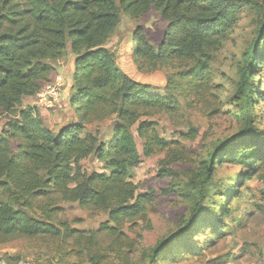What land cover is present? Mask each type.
I'll return each mask as SVG.
<instances>
[{"label":"trees","instance_id":"16d2710c","mask_svg":"<svg viewBox=\"0 0 264 264\" xmlns=\"http://www.w3.org/2000/svg\"><path fill=\"white\" fill-rule=\"evenodd\" d=\"M149 9L158 11L167 27L158 45L139 29L134 38V56L162 63L192 59L194 65L188 75L199 80L207 70L215 42L236 25L245 9L253 14L255 41L244 54L236 91L242 104V127L217 146V156L214 152L203 162L204 176L195 185L176 182V173L171 169L163 171V176L172 177L166 191L179 192L194 206L179 230L151 250V264L174 261L178 259L177 251H202L221 232L224 217L230 212L228 207L220 208L221 217L193 231L191 237L199 233L196 244L181 247L193 223L206 218L202 203L212 194L208 182L216 162L221 157L226 160L225 156L248 167L264 161V131L252 119L256 114L255 98H263L254 78L258 64L264 63V0H0V109L9 115L18 113L0 130L1 237L80 238L85 242L79 246L80 251L87 250L90 264H103L107 258V253L93 251L102 234L113 240L112 251L118 252L125 244L121 222L143 211L142 198L135 204L121 199L124 188L120 185L141 163L132 131L138 109L170 110L175 102L127 75L103 42L128 14ZM69 46L77 55L74 93L69 103L79 119L56 132L45 123L38 108L16 110L24 96L39 92L41 79L54 68L52 61L64 56ZM100 112L118 114L108 141H97L95 134L86 132V124ZM136 127L140 135L149 136V121ZM12 139L20 141L16 149ZM155 140L158 145L166 144L159 138ZM151 146L146 143V156ZM92 154L104 163L107 172L93 173L83 168V161ZM248 177L250 174H243V180ZM3 191L10 193L18 206L2 200ZM61 200L79 201L86 208H104L114 224L106 221L98 230L90 231L89 237L63 222L59 226L54 218ZM167 253L172 256L167 257Z\"/></svg>","mask_w":264,"mask_h":264},{"label":"rangeland","instance_id":"374dc122","mask_svg":"<svg viewBox=\"0 0 264 264\" xmlns=\"http://www.w3.org/2000/svg\"><path fill=\"white\" fill-rule=\"evenodd\" d=\"M252 19L253 14L245 9L236 25L215 42L202 80L188 75L194 65L192 59H170L162 63L146 62L134 56V38L139 29L144 30L148 40L155 45L163 39L167 22L154 9L137 15L128 14L105 38L103 47L114 53L118 66L133 80L151 86L154 93L171 98L175 108L138 109L135 127L142 121H149L148 137L152 141L133 127L141 163L120 185L124 188L121 199L135 204L142 198L143 211L121 222L125 244L118 252L110 250L113 240L109 236H100L93 251L108 254L103 264H151V250L160 240L177 232L183 219H189L194 204L179 192L166 191L172 177L163 176V171L171 169L176 173L173 175L176 182L195 185L204 176L203 162L214 152L217 156L216 153L220 152L217 146L240 131L242 104L236 91L244 54L255 41ZM76 58L69 46L64 56L52 61L54 68L41 79L39 92L24 96L16 111L38 108L45 123L56 132L65 124L77 122L78 115L69 103L74 93ZM254 79L260 85L259 92L263 98H255L256 114L252 119L264 131V63L258 64ZM50 88L57 89L59 94L56 97L48 95L44 99ZM17 116V112L9 115L0 109V130ZM117 122V113L100 112L86 124V132L95 134L97 141H108ZM156 138L166 144L158 145ZM11 142L15 149L20 143L17 139ZM146 143L152 145L147 156ZM225 157L226 160L222 161L221 157L216 162L215 172L208 182L212 194L202 203L206 218L193 223L191 234L187 235L181 247L196 244L199 233L191 237L193 231L195 233L199 227H206L209 220L221 217L220 208L228 207L230 212L224 217L221 232L202 251L194 254L177 251L178 259L166 264H264V161L248 167L229 160L231 156ZM82 166L93 173L107 172L104 163L99 162L94 154L85 159ZM245 173L250 177L243 180ZM11 197L6 191L1 195L2 200L18 206ZM229 197L227 201L230 204L227 205L225 200ZM111 204L114 205L113 202ZM46 205L51 206L50 203ZM56 205L60 209L54 221L59 226L63 222L87 237L90 231L98 230L108 220L114 224L104 208H86L79 201L64 200ZM38 214L43 215L41 211ZM83 243L80 238L0 236V262L90 264L87 250L85 253L80 251L79 246ZM171 256L172 253H167V257Z\"/></svg>","mask_w":264,"mask_h":264},{"label":"built area","instance_id":"2783aa9c","mask_svg":"<svg viewBox=\"0 0 264 264\" xmlns=\"http://www.w3.org/2000/svg\"><path fill=\"white\" fill-rule=\"evenodd\" d=\"M59 94L58 90L55 88H50V90L47 91L46 96L44 99H47L48 95H51L52 97H56ZM0 264H6L5 261H1ZM24 264V263H21Z\"/></svg>","mask_w":264,"mask_h":264}]
</instances>
